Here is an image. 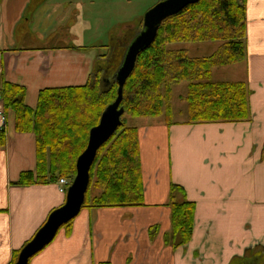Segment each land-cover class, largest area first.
<instances>
[{"label": "crops", "instance_id": "1", "mask_svg": "<svg viewBox=\"0 0 264 264\" xmlns=\"http://www.w3.org/2000/svg\"><path fill=\"white\" fill-rule=\"evenodd\" d=\"M78 3L83 4L0 0V86L4 81L25 87L28 107H36L43 89L83 86L90 79L98 53L91 45L66 41L82 42L88 22L57 36L63 26L54 22L51 8H62L59 22L70 15L82 21ZM246 23V60L234 66L241 77L225 82L247 84L250 119L190 124L185 112L181 119L173 115L170 126L162 119L141 120L144 205L82 209L70 233L61 229L29 264H264V0L247 1ZM35 166V136L17 132L8 113L0 146V264H10L13 253L65 202L56 183L14 184ZM172 184L195 204L190 242L177 249L163 241L170 230L165 204ZM154 225L160 230L150 240Z\"/></svg>", "mask_w": 264, "mask_h": 264}, {"label": "trees", "instance_id": "2", "mask_svg": "<svg viewBox=\"0 0 264 264\" xmlns=\"http://www.w3.org/2000/svg\"><path fill=\"white\" fill-rule=\"evenodd\" d=\"M247 1L198 0L160 24L155 41L138 55L135 68L124 84L120 104L124 110L122 125L96 153L82 209L144 205L139 131L135 126H128L123 117L162 118L168 126L173 125V85L183 82L187 85L181 100L186 102L190 124L239 123L250 119L247 84L241 81H212L213 69L246 60ZM142 23L143 17L135 20L136 28L131 27L133 37L142 29ZM127 32L117 39L116 47L103 46L108 48L107 55L97 56L85 85L43 89L38 93L35 108L28 107L24 102L25 87L2 82L0 98L4 114L12 113L15 130L32 133L36 143L35 170L21 173L15 185L30 186L74 179L76 160L87 146L90 129L98 125L102 112L117 97V83L111 77L112 80H106L104 84L105 73H113V76L119 68L132 40L130 37L124 43L123 37ZM217 41L221 42L218 49L206 57L191 58L187 49H169L171 44L176 43ZM100 57L107 60L109 57L106 66L100 64ZM110 62L112 65H109ZM3 144L4 132H1L0 146ZM92 188L100 190V193L91 196ZM168 193L165 205L169 208L170 230L163 241L165 245L177 249L190 242L195 204L186 200L183 188L177 184H172ZM71 224L72 221L62 227L67 234L71 231ZM159 230L158 225L150 227L149 239L153 240ZM21 249L13 253L10 264L16 262ZM230 264H238L237 259Z\"/></svg>", "mask_w": 264, "mask_h": 264}, {"label": "water", "instance_id": "3", "mask_svg": "<svg viewBox=\"0 0 264 264\" xmlns=\"http://www.w3.org/2000/svg\"><path fill=\"white\" fill-rule=\"evenodd\" d=\"M197 2L198 0H161L145 12L142 29L132 38L123 60L113 76L118 86L117 97L102 112L98 125L89 131L87 146L76 160V175L67 189L64 204L49 214L43 226L21 249L14 264H28L32 257L54 240L64 225L78 216L85 200V193L90 180L89 171L96 153L122 125L121 117L124 110L120 104L123 87L135 68L138 55L155 41L159 26L164 20L177 15L184 8Z\"/></svg>", "mask_w": 264, "mask_h": 264}, {"label": "rangeland", "instance_id": "4", "mask_svg": "<svg viewBox=\"0 0 264 264\" xmlns=\"http://www.w3.org/2000/svg\"><path fill=\"white\" fill-rule=\"evenodd\" d=\"M55 1H59V0H55ZM60 1L62 2L63 5H64V1L83 3V4H79V3L78 4L82 6L84 10V14L82 15L83 17L82 21L81 20L78 21L75 16L73 17L70 15L65 20H62V22H59L62 15L61 13L62 8H57L55 6H52L51 8L53 10H56L54 22L58 21L59 23L58 26L59 25L63 26L60 28V31L57 32V36L61 35L62 33L61 29L62 30L64 28L66 29L64 31V36H66L69 34L71 25L75 26L76 23L87 21L88 23H85L86 25L85 27H87L88 29H85L86 31H84L83 33L85 39H83L82 42L81 40H72V38H69L66 41H68L69 43L68 45H71L72 47L79 45L81 46L96 45L98 46V48H94V50L100 56L107 55L108 52V48L103 46L110 45L112 47H116L117 39L125 31H129V32H127V34H125V36L123 37L124 43H127L130 36L132 39L133 33L131 32V27L134 29L136 28L134 26L135 20L140 17H143V15L148 9L154 7L157 4V2H159V0H60ZM78 34L76 36H78ZM50 43H53V41L51 40ZM220 44L221 42L219 41L205 42V43L182 42V44L181 43L171 44L169 46V49H187L188 55L191 58L206 57L207 55L214 53L218 49L217 47ZM106 61L109 62V57L108 60L105 58L102 59L100 57L101 65L106 66L105 65ZM242 63L234 64L230 66H223V67L220 66L218 68L213 69L212 81L225 82L226 80L237 79L241 77V71H237L238 68L234 66L237 65L242 66ZM110 64L112 65L111 62L109 63V65ZM112 70L111 72H113ZM112 74L113 73H108V74L105 73V79H109L113 77ZM186 91H187V85L185 82L173 85L172 94H171L172 110H174V116L177 119L185 115V112H187L186 102L185 101L183 102L181 100V98L184 97V95L186 94ZM152 119H158V118H152ZM141 120L144 119L141 118L135 119L128 116L123 117V121H125V123L128 126L138 127ZM99 193L100 190H96L94 188L91 189V196H96ZM256 256L258 257L257 259L260 258L259 253H257Z\"/></svg>", "mask_w": 264, "mask_h": 264}, {"label": "built area", "instance_id": "5", "mask_svg": "<svg viewBox=\"0 0 264 264\" xmlns=\"http://www.w3.org/2000/svg\"><path fill=\"white\" fill-rule=\"evenodd\" d=\"M4 115L2 113H0V131L4 128ZM59 185V191L61 193H64L65 191V187L67 186V182L64 179H60L58 182Z\"/></svg>", "mask_w": 264, "mask_h": 264}]
</instances>
